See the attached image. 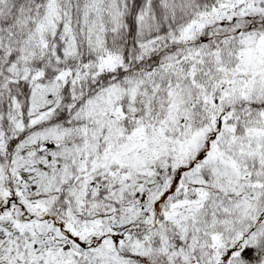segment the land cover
<instances>
[{"label":"snow or ice","instance_id":"obj_1","mask_svg":"<svg viewBox=\"0 0 264 264\" xmlns=\"http://www.w3.org/2000/svg\"><path fill=\"white\" fill-rule=\"evenodd\" d=\"M0 264H264V0H0Z\"/></svg>","mask_w":264,"mask_h":264}]
</instances>
